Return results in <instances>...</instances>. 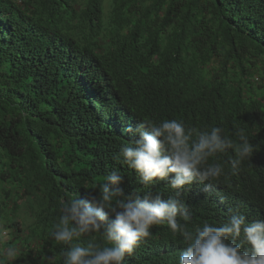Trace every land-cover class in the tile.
Masks as SVG:
<instances>
[{
  "label": "trees",
  "instance_id": "obj_1",
  "mask_svg": "<svg viewBox=\"0 0 264 264\" xmlns=\"http://www.w3.org/2000/svg\"><path fill=\"white\" fill-rule=\"evenodd\" d=\"M4 229L0 264H264V0H0Z\"/></svg>",
  "mask_w": 264,
  "mask_h": 264
},
{
  "label": "rangeland",
  "instance_id": "obj_2",
  "mask_svg": "<svg viewBox=\"0 0 264 264\" xmlns=\"http://www.w3.org/2000/svg\"><path fill=\"white\" fill-rule=\"evenodd\" d=\"M255 77H258L259 78V80H256V79L254 80V83L255 84H258L259 82H261V76H260L259 73H255ZM22 226H23V224H22ZM3 231H5V233L3 234L4 237L3 236L1 237L0 252L2 253V255L1 254L0 255H1V257H3L4 255L9 256L10 259H11V258H13L12 255H11V252H10V250H7L8 247H5V245H4L5 240H8V238H9V236L11 234H10V232L7 229H4Z\"/></svg>",
  "mask_w": 264,
  "mask_h": 264
}]
</instances>
